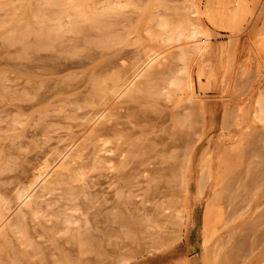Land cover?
I'll use <instances>...</instances> for the list:
<instances>
[{"label":"rangeland","instance_id":"1","mask_svg":"<svg viewBox=\"0 0 264 264\" xmlns=\"http://www.w3.org/2000/svg\"><path fill=\"white\" fill-rule=\"evenodd\" d=\"M237 1L0 0V264H264V0ZM192 24L205 51L163 41Z\"/></svg>","mask_w":264,"mask_h":264},{"label":"bare ground","instance_id":"2","mask_svg":"<svg viewBox=\"0 0 264 264\" xmlns=\"http://www.w3.org/2000/svg\"><path fill=\"white\" fill-rule=\"evenodd\" d=\"M128 3V2H127ZM246 0H238L237 1V4H236V7H235V10L230 14V20H232V21H235V20H239V19H241L242 17H243V15L245 14V12H246ZM196 7H198V6H196ZM194 9V8H193ZM198 9V8H197ZM78 12V11H77ZM196 12H199L198 10H196ZM97 15H99V14H97ZM97 18V17H96ZM88 19V18H87ZM100 20V19H99ZM154 26V25H153ZM178 26H179V24H178ZM95 27V26H94ZM174 31H175V28H174ZM110 35V34H109ZM183 36H185L187 39H191V41L194 43V44H197V45H194V48H196L198 51H201V50H206L207 49V47H208V43H209V40H210V38H209V35L207 34V32L205 31V30H203V29H201V28H199V27H196L195 25H191L190 26V28H189V30H188V33L187 34H185L184 32H183V30L182 31H178V32H169L168 31V33L166 34V36H164V38H163V41L168 45V44H170L171 45V43H174V42H177V41H179L180 39H181V37H183ZM183 39V38H182ZM189 43H191L190 41H189ZM185 44H186V42H185ZM178 46V45H177ZM179 52V51H178ZM184 56V54L182 55V57ZM186 58V57H185ZM180 59V58H179ZM151 61V60H150ZM150 61H149V63H150ZM181 61V60H180ZM146 64V63H145ZM186 65V64H185ZM150 72V71H149ZM175 73V72H174ZM135 77V76H134ZM153 79V78H152ZM173 79V78H172ZM125 83V82H124ZM170 84H173V85H175V86H179V85H181V81H179V79H177V80H171L170 81ZM163 85H165L164 83H163ZM162 89H163V87H162ZM161 93V92H160ZM171 97V96H170ZM170 99V98H169ZM262 105V104H261ZM109 127V126H108ZM107 128V127H106ZM111 130H113V128L111 129ZM108 131H109V129H108ZM110 133V132H109ZM88 139V138H87ZM93 157V156H92ZM99 157H100V155H99ZM118 163V162H117ZM54 167V166H53ZM43 174V172H41V173H38V176H40V178L41 177H43V176H41ZM44 175V174H43ZM40 178H37V176H36V179L38 180V179H40ZM39 182H41L40 180H38ZM117 182V181H116ZM37 184H40V183H37ZM37 185H35V187H36ZM34 187V188H35ZM25 194H26V192H25ZM25 194H23V195H25ZM21 197L23 196V195H21V194H19ZM27 196V195H26ZM20 198V197H19ZM26 199V198H25ZM25 199H23V201L25 200ZM79 204H80V202H79ZM96 204V203H95ZM62 208V207H61ZM3 224V223H2ZM0 226H1V224H0ZM22 230V229H21ZM24 230V229H23ZM26 230V229H25ZM72 235V234H71ZM97 235V234H96ZM110 235V234H109ZM2 247V246H1ZM74 247H76V246H74ZM91 249V248H90ZM30 253V252H29ZM38 264V263H37Z\"/></svg>","mask_w":264,"mask_h":264}]
</instances>
